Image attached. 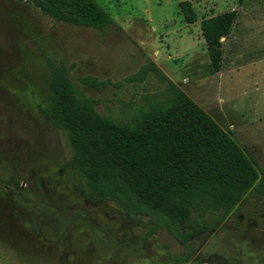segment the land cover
Returning <instances> with one entry per match:
<instances>
[{"label":"rangeland","instance_id":"374dc122","mask_svg":"<svg viewBox=\"0 0 264 264\" xmlns=\"http://www.w3.org/2000/svg\"><path fill=\"white\" fill-rule=\"evenodd\" d=\"M96 1L114 21L105 30L0 0V264H179L174 256L184 252L165 230L148 236L147 218L84 193L65 136L42 114L51 63L65 65L100 115L122 123L166 101L167 84L154 73L133 79L154 63L264 172V0ZM184 1L196 22L186 23ZM231 11L237 19L216 72L201 22ZM87 76L108 85L89 88ZM191 245L185 264H264V192L247 194Z\"/></svg>","mask_w":264,"mask_h":264},{"label":"trees","instance_id":"16d2710c","mask_svg":"<svg viewBox=\"0 0 264 264\" xmlns=\"http://www.w3.org/2000/svg\"><path fill=\"white\" fill-rule=\"evenodd\" d=\"M21 1L58 23L98 30L114 23L96 0ZM180 6L186 23L196 22L191 3ZM236 19L237 12L231 11L201 22L216 72L223 57L222 39ZM150 73L166 82V101L152 102L131 122L122 123L100 115L94 100L72 83L65 65L51 63L52 95L42 114L65 136L69 167L84 193L100 203H115L130 216L147 218L148 236L165 230L184 248L174 261L185 264L195 253L191 240L214 230L250 192H264V172L232 133L154 63L133 79L143 81ZM81 83L97 91L108 85L90 76Z\"/></svg>","mask_w":264,"mask_h":264}]
</instances>
